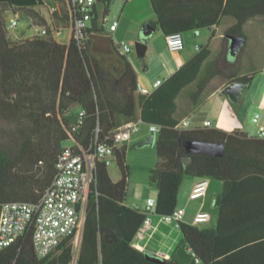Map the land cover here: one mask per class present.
<instances>
[{
  "label": "trees",
  "instance_id": "16d2710c",
  "mask_svg": "<svg viewBox=\"0 0 264 264\" xmlns=\"http://www.w3.org/2000/svg\"><path fill=\"white\" fill-rule=\"evenodd\" d=\"M56 1L66 11L65 21L72 24L77 14L69 0ZM114 1L97 0L81 43L73 35L63 44L54 38L45 20V36L14 40L8 34L5 13L49 8L53 0H0V123L12 127L5 137L0 134V210L5 202H36L43 196L55 177L56 162L67 141H72L78 153L89 149L93 153L96 140L101 142L123 123L141 118L158 127V161L150 175L156 187L155 214H170L180 206L186 176L207 177L223 183L214 201L216 223L212 227L181 223V242L172 253L157 255L163 262L151 261L149 252L136 249L132 241L141 235L145 213L126 204L129 165L128 147L124 145L116 149L121 171L118 181L112 179L105 163L96 161L76 258L75 235L49 257L39 258L31 226L10 246L0 248V264H195L197 259L205 264H264V138L240 129L176 127L180 122L177 99L185 87L196 86L189 96L198 105L216 76L224 75L228 83L249 85L256 73L239 76L234 69L237 63L228 59L233 66L228 73L210 64L203 69L212 55L205 45L150 95L139 94L137 72L126 54L122 55L125 69L114 80L89 52L91 35L105 31L104 22ZM150 2L155 11L150 22L165 36L212 30L222 18H233L234 24L223 37L227 57V35L247 37L245 25L264 17V0ZM52 16L62 19L58 9ZM80 110L85 116L77 126ZM191 140L223 144L224 154L190 153L185 143Z\"/></svg>",
  "mask_w": 264,
  "mask_h": 264
},
{
  "label": "built area",
  "instance_id": "2783aa9c",
  "mask_svg": "<svg viewBox=\"0 0 264 264\" xmlns=\"http://www.w3.org/2000/svg\"><path fill=\"white\" fill-rule=\"evenodd\" d=\"M97 0H69L76 17L72 22V30L75 39L81 43L84 29L89 25L93 17V7ZM56 8H53L54 11ZM19 17L15 16L7 26L8 31L14 29L19 24ZM118 21H114L111 29L115 30ZM62 29H57L60 34ZM48 33L46 26L39 27L36 35L45 36ZM168 48L173 51H181L185 48L184 33L174 32L166 36ZM200 45L196 48L199 50ZM124 53L131 52V47L123 43L121 45ZM164 80L157 79L154 87L157 89ZM154 90L146 86L137 84V92L143 95H150ZM85 111L80 110L78 115V125L83 123ZM260 115L256 114L254 122H258ZM141 118L127 121L117 127L113 135L103 141L96 140L94 152L84 150L82 153L76 152L72 146L66 145L56 162L55 177L47 188L43 196L36 202L9 201L1 205L0 210V248L10 246L28 228L34 227L33 245L37 256L41 259L49 257L57 247L73 235L75 238L82 227L86 216V204L90 185L93 181V171L96 161H101L110 166L117 161L116 149L126 145L130 141L132 134L138 131ZM211 120H205L202 126L212 127ZM190 122L184 119L177 124L179 129H189ZM150 131L157 132L158 127L150 124ZM259 136L264 138V126L259 128ZM210 179L200 178L189 195V199H198L206 195ZM156 197H148L144 213L145 218L140 229V233L145 230H153L152 216L155 215ZM186 208L179 206L174 212L162 215L167 223H173L180 228V224L185 222ZM211 219V213L200 209L193 218V224L199 225ZM81 234V232H80ZM79 234V235H80ZM78 235V236H79ZM196 262L205 264L199 259Z\"/></svg>",
  "mask_w": 264,
  "mask_h": 264
},
{
  "label": "crops",
  "instance_id": "0c3cea01",
  "mask_svg": "<svg viewBox=\"0 0 264 264\" xmlns=\"http://www.w3.org/2000/svg\"><path fill=\"white\" fill-rule=\"evenodd\" d=\"M53 2L55 3L53 5H50L49 8L38 6V7L32 8L33 10L31 12L36 13L38 16H40V18H42L43 21L45 20L48 23V26H51V28L53 29V36L59 43L68 44L73 36L72 24L65 21L66 11H64L63 8H59V5H60L59 2H57L56 0H53ZM151 6L152 4L150 5L148 0H131L128 3H125L123 5L122 10L119 15V20H116V19L114 20V21H118V26L115 30L112 31V33L106 31V28H105V31L94 32L91 35L92 41H91V47L89 49V52L91 55L95 56L100 61L102 67L105 69V72L108 74L110 78L117 80L122 75L125 69V66H126V60L122 57V55H125L126 53H124L121 48V45L124 42L118 44L115 41L116 32L124 31L125 33H127V36L129 35L132 39L133 38L140 39V30L145 26L147 22H150L151 20L155 19V11L154 9L152 10L153 7ZM46 8L49 10V14L51 16L50 20L44 14V10ZM53 8L58 9L60 19L62 17L61 21L56 20L52 16ZM26 12H30V11L24 10L21 13H26ZM256 18H259V17H256ZM223 19L224 18H222L221 21ZM33 22L35 23V25L38 24L35 21ZM234 22H235L234 19L233 21H229L227 29L231 25H233ZM219 24L215 25L212 30L210 29L211 35H209V33H205L204 31L205 29H197L198 32L196 33L194 32V30L189 31L190 34H188L187 36L186 35L184 36L185 48L177 52H173L168 48L167 42H166V36L161 31V34L164 36L165 39L164 40L160 39L155 45V47H153L151 51L152 52L151 57L147 61L145 60L143 62V70H138L137 66H135L127 58V60H129V62L132 64V66L135 68L137 72L138 83H140L143 86L148 87L151 90H155L154 82L157 79L166 80L173 73H175L181 66H183L188 60H190L198 52V49L196 48L197 45H200V46L208 45L209 48L211 49L210 47L211 43L213 41H216L217 48H219V42L223 40V37L225 34L224 32L218 33ZM38 28L39 27H35V31L31 35L21 34L19 36H16L15 39L14 38L13 39L22 40V39L31 37L34 34H36V31ZM57 29H62V32L60 34H57L56 33ZM66 29L69 30L67 38L65 40L58 39V36L63 34ZM158 29L160 30L159 27ZM157 30L153 32L146 40L147 45H148L147 52L151 50L152 48V43H153L152 41L154 38H156V37H152V35L156 33ZM204 41H207V44H204L203 43ZM101 43L103 46H101ZM116 47H119L118 48L119 51L116 49ZM212 55L214 56L213 51H212ZM212 55L211 57H213ZM144 58H146V56ZM144 63L147 65V68L144 67ZM252 72H255L256 75L254 76L252 81L249 83V85H247L246 88H252L254 82H256L255 88L252 93L246 94V97L243 101H242V96L244 92L242 93V96L239 102L237 103L239 104V108H237L236 104H233L228 99V97H225L221 94V90H222L221 86L214 87L215 89L210 94V97H212V100H213L215 96L217 95L219 96L218 97L220 100L219 105L221 106L220 109L215 110L212 108H208L210 102L207 103L206 104L207 107L204 109V111L201 114L193 116L192 119L195 121V123H194V126H191V123H190L189 128L200 127L202 126L205 120H211L213 123L212 126H215V127L227 130V131H233L236 129H240L248 133L251 136H259V132H258L259 128L261 126H264V65H262L261 68L254 70ZM244 74L245 73L238 74V75L241 76ZM191 104H193L192 101H191ZM75 110L76 108H73L72 111H75ZM247 110L256 111L254 116H252L251 118V123L250 121L245 122L243 119V113L244 111H247ZM256 114L260 115L258 122L253 121V118L255 117ZM184 119H188L190 122L189 118L185 117ZM112 179L114 181H118L120 178L114 179L112 177ZM199 179H200L199 177L186 176L183 182V185H182V187H185V188L187 187L188 189L186 197L182 199L183 204H181V199H180V206H183L186 208L185 222L193 224V217L195 216L197 211L202 209V210H205L211 213V219L207 222H212L213 224L212 226H214L216 223L217 216H218V209L215 207L214 201L217 195L221 192L223 183L218 180H210V185L208 187L206 195L203 196L202 198L190 200L189 195L193 189V186ZM212 189H215L213 190L214 192H212ZM129 206L137 207L141 210H144L145 208V204L143 206H134V205H129ZM153 221H155V223L153 224L154 229L149 230V231H152L150 232V235H151L149 236L150 238L147 236V234L141 233V235H137L132 242L136 243V246L134 247L138 250L147 251L149 253L160 255V256H166L169 253H172L175 250V248L178 246V244L181 242L182 234L180 233L179 235V233H177L174 230L168 231V229H166L167 226L163 224L160 220H155L154 217H153ZM204 223L205 222L199 225L209 227L208 225H205ZM170 224H172V226L177 228L175 224L173 223H170ZM177 229L180 231V228H177ZM138 236H143L144 241H140L139 239H136ZM172 236H175L176 239H173L170 243ZM80 240H81V235L78 236L77 241H75V238L73 239V243L75 246V258L77 256V251L79 248ZM72 264H75V261L72 262ZM195 264H201V263L196 262Z\"/></svg>",
  "mask_w": 264,
  "mask_h": 264
},
{
  "label": "rangeland",
  "instance_id": "374dc122",
  "mask_svg": "<svg viewBox=\"0 0 264 264\" xmlns=\"http://www.w3.org/2000/svg\"><path fill=\"white\" fill-rule=\"evenodd\" d=\"M150 5L151 2L148 0ZM128 3V2H127ZM125 2L123 0H115L111 7H110V12L106 16V21L104 22L106 31L112 33L111 25L113 21L119 20V15L122 10L123 5ZM61 4L59 5V8ZM152 7V6H151ZM4 10V9H3ZM153 10V8H152ZM44 14L46 17L50 20L51 16L49 14V10L46 8L44 10ZM19 16V24L16 28L11 29L8 31V34L10 38H14L16 36H19L21 34L24 35H31L35 31V27H43L46 26L36 13L33 12H26V13H18L15 14L13 11H9L8 13H5L4 16L6 18V23L7 26L9 25L10 21L16 16ZM101 19V18H100ZM37 22L38 24L35 25L33 22ZM229 21H233L232 18L226 17L224 18L221 23L219 24L218 27V33L226 32L227 26ZM102 22V19L100 20ZM148 23V22H147ZM89 25H91V21L89 22ZM47 27V26H46ZM51 27V26H50ZM205 33H209L211 35V31L208 28H204ZM194 32H198V30H194ZM69 30L66 29L63 34L58 36V39L60 40H65L68 36ZM245 33L247 35V43L244 46V48L237 54V55H232L226 53V45L227 41L222 40L219 42V48H217V42L213 41L210 45L214 56L210 57L204 66L203 69H205L206 66L209 64L212 65L213 67L219 68L221 70L227 71V73L232 70V65H230L227 62V59L229 62L234 63L236 62L238 66L234 67L237 68V74H248L254 70H257L264 65V17H259V18H254L250 20L245 27ZM190 34V32H187L184 34V36ZM36 35V34H34ZM143 35V28L140 30V37ZM152 37H156L153 39L152 43V48L149 50L146 54L145 60L147 61L151 55H152V49L155 47L157 42L161 39L164 40V36L161 34V30H157L156 33L152 35ZM139 39H132L129 35L127 36V33L124 31H117L115 35V41L119 43H126L131 47V52L126 53L127 58L135 65L137 66L138 70H143V61L138 58L137 53H136V41ZM204 44H207V41L203 42ZM101 46L102 43H101ZM205 71V70H204ZM228 79L224 75H218L214 78V80L210 83L209 88L205 91V93L202 95L200 98V103L196 106L191 104V99L189 96L190 91H193L196 86L195 85H189L185 87L181 93L178 96L177 102H178V113H177V119L178 120H183L185 117L190 119L191 126H194L195 121L192 119L193 116H196L198 114H201L204 109L207 107V103L210 102L208 108H212L215 110L220 109L219 105V96H215L212 100V97H210V94L214 91V87L221 86V89H223L228 81ZM256 82H254L252 88H246L243 96H242V101L245 99L247 93H252L254 88H255ZM236 107L239 108V104H236ZM256 111H244L243 113V119L245 122L251 123V118L254 116ZM12 129L11 126L7 125L4 122L0 123V134L2 137H5V134L9 132ZM152 132L150 131V124L146 122H141L140 123V128L138 131H135L132 134V137L130 141L126 143V146L128 147L127 151V156H126V161L127 164L129 165V177H128V195L126 198V203L129 205H134V206H143L148 197L150 196H155L156 195V187L151 184L150 182V175H151V170L153 167H155L157 161H158V156H157V149L155 144H146L144 146L138 147V144L143 141L147 136H149ZM3 139V138H1ZM72 141H67L66 145H71ZM109 167V171L111 176L114 179L121 178V171L120 168L117 164V161H114ZM217 182V181H215ZM214 182V183H215ZM214 187V186H213ZM187 187H182L181 192H180V199H181V204L182 199L186 197L187 195ZM212 189V192H214ZM155 220H160L163 224L167 226L166 229L169 230H174L180 235V231L172 226V224L167 223L161 216L158 215H153ZM194 218V217H193ZM155 221H153V224ZM205 225H208L211 227L213 224L212 222H205ZM169 227V228H168ZM81 231H78L77 236L75 238V241H77L78 235L80 234ZM149 230H145L143 233L147 234V236L150 235ZM146 237V238H148ZM150 238V237H149ZM136 239H139L140 241H144L143 236H138ZM173 239H176L175 236H172L170 243ZM133 246H136V243L132 242ZM144 250V249H143Z\"/></svg>",
  "mask_w": 264,
  "mask_h": 264
},
{
  "label": "water",
  "instance_id": "95a60500",
  "mask_svg": "<svg viewBox=\"0 0 264 264\" xmlns=\"http://www.w3.org/2000/svg\"><path fill=\"white\" fill-rule=\"evenodd\" d=\"M158 27L151 22H148L143 27V35L139 40L136 41V53L138 58H144L147 52V38L156 30ZM229 53L232 55H237L246 45L247 37L244 35L229 34ZM247 87V83L242 81H234L228 83L222 90L221 94L228 97V99L233 103L237 104ZM156 143V133L152 132L147 136L143 141L138 144V147L144 146L146 144H155ZM185 147L190 153H207L213 154L216 156H222L224 154V145L216 144L211 142L191 140L185 143ZM81 235V234H80ZM147 257L154 262H163V260L152 253H147Z\"/></svg>",
  "mask_w": 264,
  "mask_h": 264
},
{
  "label": "flooded vegetation",
  "instance_id": "af4514ba",
  "mask_svg": "<svg viewBox=\"0 0 264 264\" xmlns=\"http://www.w3.org/2000/svg\"><path fill=\"white\" fill-rule=\"evenodd\" d=\"M228 35H229V34H228ZM228 35H227V36H228ZM227 38H228V37H227ZM228 43H229V38H228ZM227 84H228V83H227Z\"/></svg>",
  "mask_w": 264,
  "mask_h": 264
}]
</instances>
